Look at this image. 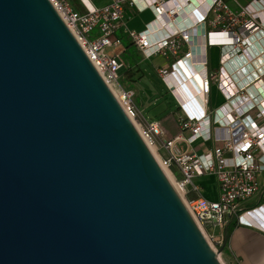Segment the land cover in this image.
<instances>
[{
    "label": "water",
    "instance_id": "obj_1",
    "mask_svg": "<svg viewBox=\"0 0 264 264\" xmlns=\"http://www.w3.org/2000/svg\"><path fill=\"white\" fill-rule=\"evenodd\" d=\"M50 0H0V264H222Z\"/></svg>",
    "mask_w": 264,
    "mask_h": 264
},
{
    "label": "built area",
    "instance_id": "obj_2",
    "mask_svg": "<svg viewBox=\"0 0 264 264\" xmlns=\"http://www.w3.org/2000/svg\"><path fill=\"white\" fill-rule=\"evenodd\" d=\"M50 0L149 147L162 150L159 163L211 246L225 247L224 229L234 218L251 225L243 208L263 192L264 174V0ZM77 5V6H76ZM150 11L141 31L127 30L145 59L172 55L158 74L177 103L180 132L168 137L159 120L140 122L136 90L121 84L124 66L119 35L126 7ZM98 28L99 34L91 32ZM232 45L219 66L208 68L207 48ZM183 85V86H182ZM185 86V89H184ZM212 87L223 101L210 107ZM181 96L182 98H180ZM199 144L209 145L203 151ZM213 178L216 198L202 193L201 178Z\"/></svg>",
    "mask_w": 264,
    "mask_h": 264
},
{
    "label": "crops",
    "instance_id": "obj_3",
    "mask_svg": "<svg viewBox=\"0 0 264 264\" xmlns=\"http://www.w3.org/2000/svg\"><path fill=\"white\" fill-rule=\"evenodd\" d=\"M233 5V4H232ZM235 8V4L233 5ZM124 25L121 28V31L123 35L128 36L127 30H133V31H141L145 24L152 19V14L150 11H145L143 13H139L135 11L134 9L130 7H126L125 15H124ZM122 38V37H121ZM130 39V38H129ZM123 40V38H122ZM122 51L125 48L124 47V41L122 46ZM119 48V47H118ZM214 46H209L207 48V60H208V68L210 70H214L219 66V60L214 61L211 57L213 54ZM171 58L170 63H168L164 57ZM168 56H162L159 55L158 58L153 59L155 66L158 70L163 68H169L170 64L175 60L172 55ZM156 57V56H155ZM152 59V58H151ZM149 60V59H147ZM159 75V74H158ZM160 77V76H159ZM161 79V78H160ZM166 89V87H165ZM136 90V89H135ZM167 90V89H166ZM169 93V91L167 90ZM136 90V95H137ZM171 96V94L169 93ZM172 97V96H171ZM223 101V96L217 91L215 87H212L211 93H210V107H215L218 104H220ZM137 102V101H136ZM137 108L139 109L140 113L142 114L143 109L141 108L140 103H137ZM177 106H175V110H172L171 112L176 113ZM143 116V115H142ZM152 119H156L155 117H151ZM146 119V118H145ZM159 120V119H156ZM178 125V124H177ZM177 128L175 125L172 130H170L172 133H174V129ZM179 128V127H178ZM177 135V134H176ZM175 136V134H174ZM209 145L199 144L197 149L199 151H203L206 149ZM264 175V174H262ZM261 177V175H260ZM201 184L203 187L202 193L209 197L210 199L216 198V190H215V181L213 178H209L207 176L200 179ZM263 185L262 190L264 189V178L259 179ZM209 184V185H208ZM210 187V188H209ZM263 192L261 191L257 195H255L253 198L248 200L247 202L243 203V208L248 209V207L254 205L255 207L262 205L264 203V197ZM260 201H262L260 203ZM260 203V204H259ZM259 204V205H258ZM251 209V208H249ZM262 210V209H260ZM237 220V218H234ZM244 221L252 222L251 225H244L238 224L232 228L230 231L229 236L227 237V243L225 246V249L223 250L224 255H226V259L228 261V264H264V224L259 223L252 219V215L248 217V220L244 218ZM227 226V225H226ZM225 233V229H224Z\"/></svg>",
    "mask_w": 264,
    "mask_h": 264
},
{
    "label": "rangeland",
    "instance_id": "obj_4",
    "mask_svg": "<svg viewBox=\"0 0 264 264\" xmlns=\"http://www.w3.org/2000/svg\"><path fill=\"white\" fill-rule=\"evenodd\" d=\"M94 2L101 1L105 3L109 0H92ZM239 3L244 4L247 0H238ZM74 4H77V0H71ZM229 3L235 4L234 0H229ZM77 6V5H76ZM120 33V32H119ZM99 34L98 28L94 29L91 32L92 36H97ZM129 42V37L125 36V43ZM232 49V45L223 44V45H214L212 58L214 61L219 60L222 55H226ZM108 50L116 52L120 55V58H124L125 54L122 53V47L119 48H109ZM141 59L138 63V69H133L130 73L121 76V84L125 89H136L137 97L135 96V102L140 103L141 108L143 109L142 114L140 113V122L144 124V118L152 119L151 117H155L156 119H161L163 114H167L172 110H175V102L173 98L169 95L167 90L165 89L161 79L158 75L157 68L155 66L154 60L158 58V56L153 57L152 59H145L142 54H140ZM165 60L170 63L171 58L164 57ZM120 74L124 73V69L122 68L119 72ZM136 79L135 81L130 80V76ZM131 85V87H129ZM143 115V116H142ZM165 130V129H164ZM166 132V131H165ZM180 132V131H179ZM178 132V133H179ZM168 136V133L166 132ZM154 155L160 160V156H163L162 150L160 152L154 149ZM172 182L174 181V177L171 174V171L167 169ZM264 178V175H261L260 179ZM209 185V184H208ZM210 188V187H209ZM220 248H218L219 250ZM219 258L222 264H228L226 259V255H224L223 251L219 253Z\"/></svg>",
    "mask_w": 264,
    "mask_h": 264
},
{
    "label": "trees",
    "instance_id": "obj_5",
    "mask_svg": "<svg viewBox=\"0 0 264 264\" xmlns=\"http://www.w3.org/2000/svg\"><path fill=\"white\" fill-rule=\"evenodd\" d=\"M119 35L123 38L124 47H125L123 49V51H122V53L125 54V57L124 58H120L123 61V64H124V66L122 67L124 69V73L123 74H120V75L122 77H124V75L126 76V74L130 73L133 69L139 70L138 69V63H139V60L141 59V57H140V54L141 53L136 48L135 43L131 39H129V42L128 43H125V35H123L122 32H120ZM119 57H120V55H119ZM130 77H131L130 78L131 81H135L136 80L133 77V75H131ZM161 82H162V80H161ZM129 87H131V85H129ZM172 98H173V100L175 102V106H177L176 100L174 99V97H172ZM177 110H178V107H177ZM176 113L169 112L167 114H163L161 116V119H159L160 124L162 125L163 129H165L164 131H166L168 133V137H174V134L176 135L180 131L179 128H178V125H177V115H176ZM174 125L177 128H175L174 129V133H172L170 130L173 129ZM261 202L262 201H260V203ZM249 208L252 209V208H255V206L252 205V206L248 207V209ZM237 224H238V221L235 220V219H232L231 221H229V223L225 227V233H224V236H225V246H226L227 237L229 236L230 231ZM224 249H225V247H224Z\"/></svg>",
    "mask_w": 264,
    "mask_h": 264
},
{
    "label": "bare ground",
    "instance_id": "obj_6",
    "mask_svg": "<svg viewBox=\"0 0 264 264\" xmlns=\"http://www.w3.org/2000/svg\"><path fill=\"white\" fill-rule=\"evenodd\" d=\"M183 86V85H182ZM184 89H185V86H184ZM180 98H182L181 96H179ZM137 128V127H136ZM138 129V128H137ZM150 149H151V151L154 153V148L152 147H150ZM157 158V157H156ZM158 159V158H157ZM163 169H164V171L166 172V175L169 177V179L171 180V178H170V175H169V173H168V171H167V169L166 168H164L163 167ZM173 180V179H172ZM172 180H171V182H172ZM173 183V182H172ZM252 219L254 220V222L256 221H258L259 223H262V224H264V208H262V210H260V209H258V210H256V211H254L252 214ZM258 222H257V224H258Z\"/></svg>",
    "mask_w": 264,
    "mask_h": 264
}]
</instances>
